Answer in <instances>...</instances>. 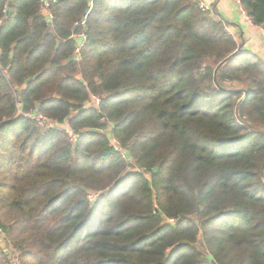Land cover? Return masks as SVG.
I'll list each match as a JSON object with an SVG mask.
<instances>
[{
	"label": "trees",
	"instance_id": "16d2710c",
	"mask_svg": "<svg viewBox=\"0 0 264 264\" xmlns=\"http://www.w3.org/2000/svg\"><path fill=\"white\" fill-rule=\"evenodd\" d=\"M4 5L0 264H264V60L223 19L195 0H58L50 22ZM239 5L264 25V0Z\"/></svg>",
	"mask_w": 264,
	"mask_h": 264
},
{
	"label": "crops",
	"instance_id": "0c3cea01",
	"mask_svg": "<svg viewBox=\"0 0 264 264\" xmlns=\"http://www.w3.org/2000/svg\"><path fill=\"white\" fill-rule=\"evenodd\" d=\"M209 7L212 16L226 22V29L233 36L242 38L246 49L251 50L264 60V31L254 25L235 0H195Z\"/></svg>",
	"mask_w": 264,
	"mask_h": 264
},
{
	"label": "built area",
	"instance_id": "2783aa9c",
	"mask_svg": "<svg viewBox=\"0 0 264 264\" xmlns=\"http://www.w3.org/2000/svg\"><path fill=\"white\" fill-rule=\"evenodd\" d=\"M9 1L10 0H5V5H4V8L2 10L3 17H6L9 15V12H10L9 11ZM57 1L58 0H39L40 5H41V12L46 17V19L49 20V22L52 19V13L50 11V6ZM235 1L239 4V0H235ZM199 8L203 11H209V7L207 5L202 4V3H199ZM241 10L243 11V13H246L242 8H241ZM1 22H2V20L0 19V24H1ZM92 99L94 100L95 105L99 104V99L97 97H92ZM24 116L34 120L39 126H43V124H47V123L49 124V126H53V125L56 126L57 125V124L51 122L50 119H48L45 115H43L41 113L29 112V113H25ZM66 132L70 136V140L74 142L76 137H75L74 133L72 132V130L67 128ZM113 143H114V141H113ZM10 264H17V262L15 259H13Z\"/></svg>",
	"mask_w": 264,
	"mask_h": 264
},
{
	"label": "rangeland",
	"instance_id": "374dc122",
	"mask_svg": "<svg viewBox=\"0 0 264 264\" xmlns=\"http://www.w3.org/2000/svg\"><path fill=\"white\" fill-rule=\"evenodd\" d=\"M95 102H94V100L93 99H91V105L93 104V105H95L94 104ZM89 104V105H90ZM43 126H46V127H48L49 126V124L47 123V124H43ZM56 126H58V127H60V128H63V129H67L68 128V126H67V124L66 123H63V124H57ZM105 133L106 134H108L109 135V133H110V126L105 130ZM70 137V136H69ZM126 159L128 160V157L126 156ZM91 198L93 199V198H95V196H91ZM0 246H1V248H2V250L4 251V252H6V253H8V251H9V247H7L6 246V244H5V241H4V234H3V231H2V228H1V225H0ZM15 256H10V263H11V261L13 260V259H15L16 260V262H17V264H19V261H18V258L16 257V258H14ZM9 263V264H10Z\"/></svg>",
	"mask_w": 264,
	"mask_h": 264
},
{
	"label": "water",
	"instance_id": "95a60500",
	"mask_svg": "<svg viewBox=\"0 0 264 264\" xmlns=\"http://www.w3.org/2000/svg\"><path fill=\"white\" fill-rule=\"evenodd\" d=\"M262 28L264 27V25L261 26Z\"/></svg>",
	"mask_w": 264,
	"mask_h": 264
}]
</instances>
